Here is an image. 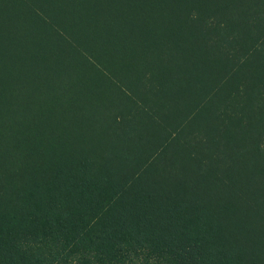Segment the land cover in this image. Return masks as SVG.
Listing matches in <instances>:
<instances>
[{"label":"trees","instance_id":"trees-1","mask_svg":"<svg viewBox=\"0 0 264 264\" xmlns=\"http://www.w3.org/2000/svg\"><path fill=\"white\" fill-rule=\"evenodd\" d=\"M0 264H264V0H0Z\"/></svg>","mask_w":264,"mask_h":264},{"label":"rangeland","instance_id":"rangeland-1","mask_svg":"<svg viewBox=\"0 0 264 264\" xmlns=\"http://www.w3.org/2000/svg\"><path fill=\"white\" fill-rule=\"evenodd\" d=\"M200 59V58H199ZM196 62V63H195ZM194 63H188V66H193L194 64V67L199 69L203 66V63H198V59L197 61H195ZM180 63V62H179ZM181 64V63H180ZM157 63L155 62L154 65H153V68L155 69ZM182 65V64H181ZM172 66V70H173V73L170 76H167L166 79H164L165 81L167 82H171L172 83V86L176 87V93L173 95L174 99L176 100L175 102H173L174 100L172 99V95L170 96H166L164 93L161 94V97H160V100L157 101V104L159 103L160 106H157L158 109H159V117L161 118V115L162 114H166L167 116H170L172 114V112L176 110V108H174V104H179L180 106H184L183 109L186 110L184 113H186L189 109H191V107L194 106L195 103H197L196 101H200V95L201 93H197V90L191 88V87H187V90H189L186 94V90H185V86L180 84L179 81L177 80V77H176V74H175V71H174V66H176V64L172 63L171 64ZM157 72L158 74L160 75V64H158V67H157ZM217 70V69H216ZM166 73H167V70H164ZM222 76V74H220ZM221 76H219L218 78H208V81H209V88H210V84L214 81L215 83L217 82H220L221 81ZM188 79H189V75H188ZM226 80V79H225ZM224 80V81H225ZM182 81V80H181ZM222 83L218 84L217 86L221 85ZM188 85H190V82L188 83ZM183 88V89H182ZM173 93V91L171 92V94ZM197 93V94H196ZM204 93V92H203ZM196 95V97H195ZM203 95V94H202ZM182 109V108H181ZM173 112V113H174ZM163 117V115H162ZM188 119L191 120V114L189 113L188 115ZM199 120V119H198ZM157 121L160 123V125H162V122L157 118ZM168 123L167 124V128L168 126L171 124L170 123V119H167ZM194 122V121H193ZM198 122V121H197ZM188 124V123H187ZM172 126H179L178 124V121L176 123H174V125ZM197 126L198 127H202V125L200 124V122H198L197 124L193 125V124H190V126L188 127V132L191 133L193 132L194 130L197 129ZM169 129V128H168ZM195 134V133H194ZM156 149V148H154ZM156 150H159V149H156ZM242 158H238L237 155L234 157V162H236V164L238 162L241 161Z\"/></svg>","mask_w":264,"mask_h":264}]
</instances>
